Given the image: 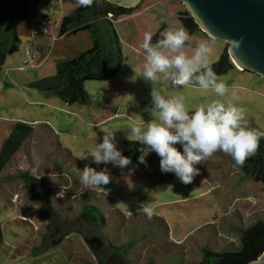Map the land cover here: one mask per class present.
Returning <instances> with one entry per match:
<instances>
[{"label": "rangeland", "instance_id": "1", "mask_svg": "<svg viewBox=\"0 0 264 264\" xmlns=\"http://www.w3.org/2000/svg\"><path fill=\"white\" fill-rule=\"evenodd\" d=\"M71 1L33 0L32 3H45V7L53 9L59 17L63 15L59 12H63V4ZM168 5L165 2L158 8L164 9L163 14H169L177 6L172 4L167 9ZM75 7L77 10L82 5L77 3ZM44 15L40 12V19L35 21L39 23L37 26L41 33ZM176 15L167 17L170 21L168 25H172L169 30L185 29ZM58 17L53 18L52 25ZM61 17V20H57H60L59 29L67 16ZM159 18L163 19L164 15H157L156 19ZM113 24L117 29H122L121 24ZM106 27L107 24L101 28L104 30ZM158 30L149 32L154 45L163 38V30ZM197 34H190L191 41L189 44L186 42L184 51L188 55L189 51H192L190 55L195 51V47L192 48L190 44L198 38ZM37 35L38 43L42 44L32 54V64L26 65L29 59L26 50L33 43V37L30 43L20 38L19 51L13 57L9 56L0 69V149L19 123H26L35 129L23 151L15 156L6 172L0 176V226L5 238L0 264H100L93 254V248L101 253L105 261L111 256L102 250L109 242L127 246L133 240L137 243L129 255L131 264H150L151 260L156 264H199L204 248L214 252L236 250L242 231L259 220L264 221V184L245 180L233 158L224 152L217 151L195 165L199 173L189 184L181 183L173 172H162L161 157L155 151L147 155L146 164L141 167L129 164L120 168L111 162L97 164L91 156L96 144L103 142L106 132L114 133L113 142L121 153L124 142L135 141L134 138H127L131 126L141 121L146 128L148 122L157 118L153 116L154 91L166 99L183 95L185 105L191 111L213 99L231 102L244 109L247 126L258 130H264V94L244 97L242 93L239 99L237 91L228 90L224 97H217L211 90L201 89L195 80L187 86H174L171 79L174 69L166 74H158L159 79L156 81L148 80L143 76V64L146 62V52L140 46L143 40L139 42L138 50L127 47L121 41L123 64L120 75L106 83H85L89 103L69 105L56 96L39 91L35 83L55 76L58 63L77 59L90 51L93 43L88 37L91 36L83 32L78 37H70L69 40L81 41L69 45L71 48L63 59L70 60L61 61L50 54L53 52L50 44L52 38ZM84 40H88L89 48L81 52ZM213 40L210 44L211 65L220 60L228 45ZM47 55L46 65L41 68V61L37 57L43 60ZM225 76L217 77L226 80L229 86L230 81L235 85L237 81L251 78V86L264 93V79L258 75L231 70ZM176 147L183 151L179 143ZM46 163L53 164L55 171L72 174L77 181H71L73 188H69L72 190L68 194L71 195L68 199L71 205L57 207L63 214L78 212L81 207L72 196H80L87 191H97L99 195L103 193L105 195H100L101 198L113 200L116 206L113 205L109 211L103 210L107 221L102 233L104 241L100 237L102 234L87 222L58 221V229L50 238V242L60 241L58 247L49 249L38 258L33 256L39 236L47 227L48 218L40 204L30 200L17 175L22 171L35 177H44L42 167ZM85 167L96 171L106 168L112 179L107 185L98 188L85 186L78 182L79 173ZM4 178L9 179V182ZM53 183L58 184V181ZM64 191L66 189H60L57 196H65ZM141 203H151L154 214L150 219L137 211ZM141 235L146 236V239Z\"/></svg>", "mask_w": 264, "mask_h": 264}, {"label": "trees", "instance_id": "2", "mask_svg": "<svg viewBox=\"0 0 264 264\" xmlns=\"http://www.w3.org/2000/svg\"><path fill=\"white\" fill-rule=\"evenodd\" d=\"M31 1L0 0V69L4 66L7 58L15 55L20 49L21 40L18 31L29 17ZM182 5L185 8L183 3ZM136 9L123 8L108 0H102V2L94 0L90 7L82 6L65 17L61 22L59 35L61 37L76 35L81 31L88 30L92 37L93 48L77 59L58 63L57 74L51 78L39 80L35 83V87L46 95L56 96L69 105L89 103L85 83L90 81L106 83L121 72L122 45L113 22L131 16ZM179 17L190 34L202 32L186 8L179 14ZM98 19H104L107 22V27L104 30L102 29L104 27L101 28L96 22ZM228 47L229 45L226 46L220 60L211 65L217 76L226 75L231 70H238L229 56ZM243 72L246 73V71ZM34 130L26 123H19L13 128L10 137L0 149V176L6 172L15 156L23 151L33 136ZM123 145L122 155L130 157V164L138 167L143 166L138 163V157L142 154L140 149L147 146L138 141H126ZM238 168L245 180L264 184V138L260 140L255 154L248 157L242 166L238 165ZM42 169L45 172L44 177H35L29 172L22 171H19L17 175L23 182L30 200L39 203L48 218L47 227L44 232H41L34 248L36 250L33 251V256L36 258L45 254L49 249L58 247L60 241L50 242V238L55 235V231L58 229V221L65 223L87 222L102 234L107 227L103 210L109 211L113 205L116 206L113 200L106 201L100 197L105 194L99 195L97 191H87L81 193L80 196H72L81 207L78 212L73 215L63 214L57 207L62 205L64 208L71 205L68 200L71 197L68 195L72 191L70 189L73 188L71 181H77L72 174L61 170L55 171L53 164L47 165L46 163ZM4 180L9 182V179L4 178ZM56 181L58 184L53 183ZM78 182L81 183V181ZM62 188L67 192L64 191L66 195L60 198L57 194ZM118 211L122 213L119 209ZM141 236L146 239V236ZM100 237L102 241L105 240L103 234ZM4 242L5 238L0 226V253L4 252ZM136 243L137 241L133 240L127 246H117L109 242L102 250L103 253H109L111 256L105 261L97 249L92 247V251L101 262L100 264H131L129 255ZM202 253V261L199 264H249L255 261L264 253V221L259 220L242 231L240 245L236 250L214 252L209 248H204ZM150 264L156 263L151 260Z\"/></svg>", "mask_w": 264, "mask_h": 264}, {"label": "clouds", "instance_id": "3", "mask_svg": "<svg viewBox=\"0 0 264 264\" xmlns=\"http://www.w3.org/2000/svg\"><path fill=\"white\" fill-rule=\"evenodd\" d=\"M93 2L78 0L84 7H90ZM162 37L154 45L151 33L144 36L142 47L146 52V62L143 64V76L146 79L156 81L158 74L174 69L171 73L174 86H187L195 80L201 89L211 90L217 97L225 96L228 88L225 82L218 79L210 64L212 47L208 42H198L194 53L188 55L184 51L186 42L191 41L188 31L183 28L167 30ZM153 103V116L157 118L148 122L146 128L143 122H135L127 138H134L147 146L140 149L142 154L138 163L146 164L149 151H155L161 157V171L175 173L183 184L191 183L199 173L195 165L217 151L229 154L237 165L242 166L248 157L255 154L260 140L264 138V130L248 127L244 109L231 102L213 99L191 111L186 107L183 95L166 99L154 91ZM113 140L114 133L106 132L103 142L96 144L91 156L97 164L111 162L124 168L131 163V159L122 155ZM178 143L183 151L176 147ZM79 178L83 185L92 188L107 185L112 179L106 168L96 171L91 167H85ZM137 211L149 219L154 214L151 203H141Z\"/></svg>", "mask_w": 264, "mask_h": 264}, {"label": "water", "instance_id": "4", "mask_svg": "<svg viewBox=\"0 0 264 264\" xmlns=\"http://www.w3.org/2000/svg\"><path fill=\"white\" fill-rule=\"evenodd\" d=\"M108 1L133 9L143 0ZM180 1L202 32L228 43L229 56L237 67L264 79V0ZM249 264H264V253Z\"/></svg>", "mask_w": 264, "mask_h": 264}, {"label": "crops", "instance_id": "5", "mask_svg": "<svg viewBox=\"0 0 264 264\" xmlns=\"http://www.w3.org/2000/svg\"><path fill=\"white\" fill-rule=\"evenodd\" d=\"M33 1V0H32ZM30 3V13H29V17L27 18V20L19 27V38L21 39H25L27 41V43H30V39L32 38V44L27 46V56H28V52H31V55H34V52H37V49L39 46H41L42 43H38L37 41V37H39L37 34H41L42 36H46V37H50L52 38L50 41V44L53 48V52H51V55H55L57 57L56 60H67V59H63L65 58L66 54L68 53V49H70L71 47H69V45H73L74 43H79L81 40H69L70 37H78L80 35V33L83 32H88L89 35L91 36L90 32L88 30L85 31H81L76 35H70V36H60L58 35L59 32V24H60V17L63 16H68L70 15L74 10H75V5L78 3V0L76 2H74L75 0H72L71 2L68 3H64L63 4V12L60 10L59 12L62 13L63 15H59L56 16L55 12L53 9H51L50 7H45V3L40 4V2H36V3ZM65 2V1H64ZM169 3L168 8H171L172 4H176V8L174 11H172L171 13H167V14H163V10L164 9H159L158 5H162L163 3ZM34 4V6H33ZM35 7V8H34ZM137 9L135 10V12L128 17H124L121 19H118L115 22V24H121L122 25V29H116V32L118 33V36L120 38V41H124V43L126 44L127 47H134L136 50L139 49V42H141L144 39V36L146 33H149L150 30L153 31H157L159 30H163V33L166 32L167 30H169V27L172 25H168V23H170L169 18H171L172 16H174L175 14H177L179 16V14L181 12H183V5L179 0H143L137 7ZM166 11V10H165ZM43 12L44 18H42L41 20L46 21L49 26H50V30L48 34H42L38 28V24L39 23H35L36 20H39V13ZM59 13V14H60ZM159 16H163L164 18H159L156 19L157 15ZM176 15V17H178ZM169 16V18L167 19V17ZM60 19L58 22L56 19L55 20V24L52 25L51 23L53 22V18H57ZM62 18V17H61ZM167 19V20H166ZM100 27H105L106 25V21H104V19H98L96 21ZM160 25L162 27H160ZM158 30V31H159ZM53 34V37H51V35ZM40 35V36H41ZM198 38L194 39L192 41L193 44H190V46L196 47L198 42H202V41H206L209 44L213 43V39H211L208 35L204 34V32H200L197 34ZM131 36H132V42H131ZM200 36V37H199ZM88 39H90L91 44H92V37H88ZM83 47H82V51L84 52V50H88L89 48V44H88V40H84L83 42ZM189 44V42H187ZM57 44H60V49H59V45L57 47ZM54 45V47H53ZM71 45V46H72ZM122 45V44H121ZM56 46V47H55ZM192 48H190L192 50ZM135 52V50H134ZM136 53V52H135ZM192 53V51H189V55ZM14 55H12L13 57ZM47 55L43 60L41 59V57H37L39 58V60L41 61L40 65L41 68H43L46 65V60L48 59ZM11 57V56H10ZM35 58V57H34ZM70 60V59H69ZM34 61V59H33ZM122 71V68H121ZM238 72H241L239 70H236ZM121 73V72H120ZM119 73V75H120ZM245 73V72H243ZM117 75V77L119 76ZM225 76V75H224ZM226 77V76H225ZM253 79L251 78H244V81H237V83H235V85H233L232 81L229 82L230 86L227 85V88L229 91H237L236 94L239 96V99L241 97V94L243 93L244 97L249 96V94H253V95H260V94H264L262 91H258L257 89H255L254 87L251 86V81ZM235 81V80H234ZM223 82L226 83V80H224ZM250 84V85H247ZM234 89V90H233Z\"/></svg>", "mask_w": 264, "mask_h": 264}, {"label": "built area", "instance_id": "6", "mask_svg": "<svg viewBox=\"0 0 264 264\" xmlns=\"http://www.w3.org/2000/svg\"><path fill=\"white\" fill-rule=\"evenodd\" d=\"M65 0H61V2H64ZM41 31L43 34H46L49 32V25L46 21H43L42 24H41ZM28 56H29V59L26 61V65H30L33 63L31 57V52H28Z\"/></svg>", "mask_w": 264, "mask_h": 264}]
</instances>
